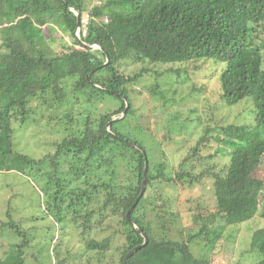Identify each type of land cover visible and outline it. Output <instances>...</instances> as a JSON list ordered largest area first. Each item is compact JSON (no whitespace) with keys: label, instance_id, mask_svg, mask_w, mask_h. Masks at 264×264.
<instances>
[{"label":"trees","instance_id":"16d2710c","mask_svg":"<svg viewBox=\"0 0 264 264\" xmlns=\"http://www.w3.org/2000/svg\"><path fill=\"white\" fill-rule=\"evenodd\" d=\"M86 13L88 21L84 25ZM77 14L82 17L80 41L75 37ZM58 33L75 38L77 45L91 52L92 46H99L95 52L103 60L87 69H76V56L61 54L53 46L64 41L56 38ZM262 35L264 0H100L96 5L88 0H0V173L25 175L35 171L47 176L51 183V169L57 172L64 168L63 164L68 166V173L62 171L65 181L58 178L53 192L48 188L50 215L41 217H52L60 230L66 229L55 241L54 252H59L56 264L69 261V257L62 258L61 248L68 245L63 241L70 237L72 229L80 233V245L96 251L100 258L107 254L112 239L98 241L91 232L115 218L121 227L115 235L125 238L124 245L117 248L124 250L120 264H125L127 255L144 244V234L148 243L134 252L127 264H214L215 253L221 251L222 242H228L224 234L229 227L251 222L256 216L264 219V183L255 177L264 157ZM124 60L172 66L210 60L222 65L219 78L224 106L253 102L251 127H205L194 150L209 140L206 136L210 131H217V140L230 150V164L226 174L215 178L217 213L209 222L202 221L199 232L183 240L169 239L164 234L157 239L154 224L147 222V213H143L145 205L153 204L148 192L157 182L177 185L178 181L191 178L193 185L194 181L190 172L170 177L164 165L155 167L149 153H143L146 148L133 143L127 134L132 125L138 130L145 128L139 123L141 115L135 110L127 87L137 83L148 70L126 77L119 69ZM171 72L176 73L177 84L190 80L183 77L185 71L179 68ZM72 80L70 89L68 82ZM174 86L175 83L169 84L163 90L159 89L161 86L154 87L151 96L161 110H156V105L150 115L160 113L164 117L167 112H174L176 96L164 95L165 91L177 94ZM70 95L74 96V105L64 116L66 122L59 124L64 118L57 111ZM83 103L87 114L82 111L74 116V108ZM37 115L63 125L66 136L48 141L51 148L55 146V154L34 159L15 149L14 126L36 123L40 120ZM169 121V137L177 135L175 130L182 134L189 126L202 122L200 117L188 119L187 114L183 118L181 113ZM145 179V192L136 203ZM70 182L78 185L70 188ZM6 217L9 219L0 217V264H24V250L30 241L10 243L6 251H1V238L6 231L15 233L17 238L26 235L13 221L11 212ZM218 218L223 222L220 225L216 224ZM47 225L50 224H41L40 228ZM252 249L263 255L257 264H264V228L254 233ZM65 252L70 256L69 248Z\"/></svg>","mask_w":264,"mask_h":264},{"label":"rangeland","instance_id":"374dc122","mask_svg":"<svg viewBox=\"0 0 264 264\" xmlns=\"http://www.w3.org/2000/svg\"><path fill=\"white\" fill-rule=\"evenodd\" d=\"M88 2L96 5V3H100V0H88ZM85 18L84 25L87 24L88 13H86ZM83 30L85 33V26ZM80 32L75 33L77 40L81 38ZM262 36L264 38V35ZM60 37L64 41H58L53 46L61 54H74L77 59L76 69L84 70L103 60V57L95 52L99 50L98 46L92 47L91 52L77 45L75 38H70L67 34H56V38ZM176 68L182 72L185 71L183 77L186 78L187 76L190 80L177 84L175 82L177 75L171 72L172 69L175 70ZM119 69L126 77H134L144 70H148L137 83L127 87L133 98L135 110H138L141 115L139 123L145 127L143 130H138L132 125L127 132L130 139L133 143H138L141 147L144 146L146 148L144 151L149 153L151 164L154 162L155 167L156 165L158 167L164 165V171L170 177H176L178 172H190L192 175L193 185H190L189 182L191 178L185 182L178 181L177 185L163 181L157 182L155 188H151L148 192L152 196L153 204L143 207L146 209L143 213H147L145 215L147 222L154 224V235L157 239L164 234L169 239L183 240L189 234L199 232L202 229V221L209 222V218L217 213L214 182L217 176L226 174L230 164V150L224 148L217 140L219 133L214 131V128L233 124L251 127L254 125L253 114L251 113L253 102L246 100L234 107L224 106L220 98L221 83L219 78L222 65L210 60L191 62L181 66L134 63L132 60H124L120 63ZM73 82L74 80L68 82V88H72ZM173 83H175L174 89L177 90V94L165 91L164 95L176 96L175 99H177L178 104L176 108H173L174 112H167L164 117H161L160 113L150 115L158 107L161 110L159 103L154 101L151 96L154 87L161 86L159 89H162ZM156 98L160 99L159 97ZM65 102L64 106L57 111V115L64 118V121L59 120V124L66 122L64 116L73 107L74 96H68ZM83 105L84 103L74 108V116H78V112L85 111ZM156 105L158 106L155 110ZM151 111L153 112L150 113ZM85 113L87 114L86 111ZM176 113H181L183 118L188 114V119L200 117L202 122L199 125L189 126L188 131L182 134L173 127L177 135L169 137L167 124L171 122L169 119L173 118ZM37 118L39 119L40 116ZM131 119L135 120L136 117ZM155 123H158V126ZM134 124H138V122L134 121ZM207 125H211L214 130L207 134L206 137L209 140L199 146L198 151H195L194 149L199 139L203 137ZM14 128L15 149L18 152L31 155L34 159L48 157L51 152L55 154V146L51 148L48 141L50 143L55 140L59 141L66 136L63 125L58 126L56 120L49 121L48 118L44 119V117L36 123L32 122L23 127L16 124ZM221 148H223L222 151ZM186 160L188 161L187 164L184 168L181 167ZM63 167L57 172L55 169H51V172H54L51 183L47 176L35 171H30L25 175L0 173V217L8 220L6 213L11 212L13 221L16 220L22 231L26 232L25 236L17 238L15 233L6 231L1 238L3 242L1 251H6L10 243H20V240L30 241V246L24 250L26 260L24 264L57 263L59 252H54L55 241L60 238V235H64L66 229L60 230V226L52 217L46 220L42 218L49 214L48 202L51 200L48 188H52L51 192H53L56 190V185L53 183H57L58 178L63 180L62 183L65 181L66 175L62 171L67 172L68 166L63 164ZM255 177L264 183V157ZM69 185L70 188H73L78 183L70 182ZM262 200H264V188ZM96 218L97 216L93 220L96 221ZM119 223L120 220L115 218L110 223L104 222L100 230L94 229L91 232L92 237L98 241H103L106 238L112 239L109 252L103 254L101 258L96 251L91 252L86 246L78 243L77 238L81 235L79 232L76 233L74 229L70 230L72 232V234L69 233L70 237L63 241L65 244L68 242V245L61 248L62 258L69 257L67 264H120L124 250L117 248L124 245L125 238L124 235H115L116 231L121 230ZM222 223V220L220 222L218 218L216 224ZM41 224L50 225L40 228ZM262 228H264L262 216H256L251 222L229 227L224 234L228 242H222L221 251L215 253L213 263H259L263 259V255L252 249V241L254 233ZM66 248L70 249V256L65 252ZM33 255L36 256L37 260L34 259Z\"/></svg>","mask_w":264,"mask_h":264},{"label":"water","instance_id":"95a60500","mask_svg":"<svg viewBox=\"0 0 264 264\" xmlns=\"http://www.w3.org/2000/svg\"><path fill=\"white\" fill-rule=\"evenodd\" d=\"M81 26H82V17H81L80 14H77V29H76L75 33H77L78 31L81 30ZM80 40H81V39L79 38V41H80ZM85 46H86V45H85ZM92 47H94V46H92ZM98 48L100 49L99 46H98ZM143 153L146 154L145 151H143ZM147 161H148V159L146 158V168H145V172H144V177H146V173H147V166H148V162H147ZM145 189H146V179L143 181V190H142V192H141L140 197H139L138 200L136 201V203L139 202L140 199L142 198V196H143V194H144V192H145ZM134 207H135V205H133V207L128 211V213H127V219H130V214H131L132 210L134 209ZM143 236H144V244H143L142 246H139V247L135 248L133 251H131V252L127 255V257H126L125 260H124L125 264H127L129 257H130L134 252H137L141 247L145 246V245L148 243V238H147V236H146L145 234H144Z\"/></svg>","mask_w":264,"mask_h":264},{"label":"clouds","instance_id":"9594fccd","mask_svg":"<svg viewBox=\"0 0 264 264\" xmlns=\"http://www.w3.org/2000/svg\"><path fill=\"white\" fill-rule=\"evenodd\" d=\"M148 159V158H147Z\"/></svg>","mask_w":264,"mask_h":264}]
</instances>
